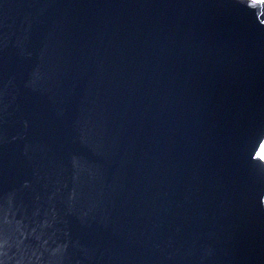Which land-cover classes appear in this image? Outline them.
Here are the masks:
<instances>
[{"label": "water", "instance_id": "obj_1", "mask_svg": "<svg viewBox=\"0 0 264 264\" xmlns=\"http://www.w3.org/2000/svg\"><path fill=\"white\" fill-rule=\"evenodd\" d=\"M0 264H264V0H0Z\"/></svg>", "mask_w": 264, "mask_h": 264}]
</instances>
